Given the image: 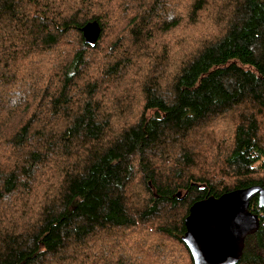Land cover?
I'll use <instances>...</instances> for the list:
<instances>
[{
  "label": "trees",
  "instance_id": "1",
  "mask_svg": "<svg viewBox=\"0 0 264 264\" xmlns=\"http://www.w3.org/2000/svg\"><path fill=\"white\" fill-rule=\"evenodd\" d=\"M221 1L0 0V264H112L89 256L88 242L164 208L158 233L179 240L189 258L158 254L195 264L183 240L190 207L264 188V0ZM205 14L218 35L196 39L188 25ZM93 21L101 34L87 43L82 28ZM181 29L178 57L160 53ZM139 57L152 66L139 85L141 116L113 129L137 107L123 94L136 87L119 84ZM218 117L234 121L232 133L217 162L201 164L192 137ZM137 175L147 188L138 200L129 193ZM249 208L260 226L237 264H264L257 196Z\"/></svg>",
  "mask_w": 264,
  "mask_h": 264
},
{
  "label": "rangeland",
  "instance_id": "2",
  "mask_svg": "<svg viewBox=\"0 0 264 264\" xmlns=\"http://www.w3.org/2000/svg\"><path fill=\"white\" fill-rule=\"evenodd\" d=\"M221 0H217L216 3L214 0H211V4L214 7L224 5ZM220 4V5H219ZM184 6L187 5V1L183 3ZM128 8L121 10L119 13L127 12ZM203 15V13H202ZM207 14L201 16L198 21L194 24L190 23L188 25V29L192 32L196 39L200 38L203 39L205 37H209L211 34L217 36L219 32L220 25L216 23V20H209L207 19ZM126 17L121 20V25H117L120 27V32L123 34V22L125 21ZM187 29H181L176 32L174 39L169 40V46L164 48V46H159L158 51L161 53L162 51L167 52L168 49L173 52L172 57H178V54L181 53L180 49L177 48V45L180 43L178 40L179 37L187 38ZM106 41L103 40L101 42V46ZM111 40H109L110 42ZM132 45V44H131ZM130 45V46H131ZM129 46V47H130ZM132 52L130 56H136L133 54V46L130 48ZM136 68L132 73L130 71L127 73L125 80L120 83L119 85L125 83L127 80L130 81L131 85L136 87V89L132 93H127L123 91V94L128 97V99H133L134 97L137 98V107L127 111L126 114L122 115L121 117L114 118L113 123L114 128H118L119 124L124 123L125 121L128 124L135 123L139 117L141 116V111L139 110L138 106H141L140 103V91L139 85H142L141 81L144 79V73L147 72L149 74L148 69L151 66L150 59L145 57H139L135 59ZM178 67V66H177ZM176 67V68H177ZM94 70V65H93ZM175 70V69H174ZM154 72V71H153ZM145 74V75H147ZM115 107L112 106V112L115 111ZM111 110V108H110ZM117 112L114 116L117 115ZM234 126V121L229 119V117H218L213 119L211 123H207V127L205 129L198 130L192 137L194 144L197 147H194V155L197 156L201 164H214L221 156L220 146L222 145L224 140L231 135ZM148 191L151 193L154 190V186L146 182ZM182 186L181 185L178 187ZM178 191L181 192L180 195L184 196L187 193L185 188L179 189ZM133 192L137 196V200L145 197L147 193V188L143 184V180L141 176L135 177V182H132L131 186L129 187V193ZM131 200L132 205L136 206L137 208V200ZM139 202V201H138ZM168 210L164 208L163 212L160 216L152 221L147 222L146 224H139L135 227H128L125 229L116 230L114 232H101L98 235H95L88 244L92 246L91 249H86L89 251V256L92 255L91 253L94 251L97 253L98 257H112L110 261L112 264H120L121 261L117 262L119 259H124L128 264H167L165 262V258L158 254L162 253L166 257L170 256L173 259L178 258L180 259L181 256L184 258H189V254L185 246L173 237L162 235L158 233L157 227L162 224V220L164 217L167 216ZM88 247V246H87ZM158 251V252H157ZM183 253V254H182ZM181 261V259H180ZM189 264V259H188Z\"/></svg>",
  "mask_w": 264,
  "mask_h": 264
},
{
  "label": "water",
  "instance_id": "3",
  "mask_svg": "<svg viewBox=\"0 0 264 264\" xmlns=\"http://www.w3.org/2000/svg\"><path fill=\"white\" fill-rule=\"evenodd\" d=\"M82 31L87 43H95L101 27L97 21L88 22ZM255 196L259 207L264 209V188L258 185L235 189L219 197H206L190 207L183 240L195 264L240 262L246 238L256 233L260 226V215L249 208Z\"/></svg>",
  "mask_w": 264,
  "mask_h": 264
}]
</instances>
